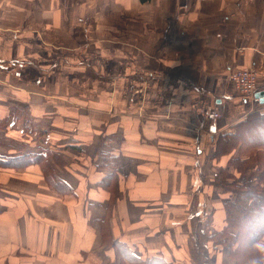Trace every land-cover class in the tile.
<instances>
[{
	"label": "crops",
	"instance_id": "obj_1",
	"mask_svg": "<svg viewBox=\"0 0 264 264\" xmlns=\"http://www.w3.org/2000/svg\"><path fill=\"white\" fill-rule=\"evenodd\" d=\"M244 67L264 90V0H0V157L43 156L0 168V264H236L211 156L263 110Z\"/></svg>",
	"mask_w": 264,
	"mask_h": 264
},
{
	"label": "trees",
	"instance_id": "obj_2",
	"mask_svg": "<svg viewBox=\"0 0 264 264\" xmlns=\"http://www.w3.org/2000/svg\"><path fill=\"white\" fill-rule=\"evenodd\" d=\"M259 131V133H258ZM258 135L255 140L253 137ZM211 159L219 160L230 155L227 165L232 167L239 177L229 174L228 171L219 170L212 184L220 186L231 198L223 203V225L215 236L221 240L229 252L230 258L236 264H264V251L257 247L264 238V111H255L249 114L243 122L234 126L230 134H220L212 143ZM41 155H22L17 157H0V168L17 169L26 168L43 162ZM45 159V157H44ZM110 158L102 157L100 166L107 167ZM45 162V161H44ZM255 168V186L247 187L243 178L248 169ZM43 177L48 184L59 194L70 192V188L56 178L49 166L43 164ZM108 174L105 178H110ZM111 213V204L107 205L103 228L107 235V220ZM106 227V229H105ZM111 246L125 249V246L116 241H110ZM198 248L199 243H196ZM133 258V257H132ZM153 259L146 260L151 264Z\"/></svg>",
	"mask_w": 264,
	"mask_h": 264
},
{
	"label": "built area",
	"instance_id": "obj_3",
	"mask_svg": "<svg viewBox=\"0 0 264 264\" xmlns=\"http://www.w3.org/2000/svg\"><path fill=\"white\" fill-rule=\"evenodd\" d=\"M228 80L234 91L242 96L252 97L257 90V73L250 67L232 71ZM262 109L264 110V105ZM214 117H217V114Z\"/></svg>",
	"mask_w": 264,
	"mask_h": 264
},
{
	"label": "rangeland",
	"instance_id": "obj_4",
	"mask_svg": "<svg viewBox=\"0 0 264 264\" xmlns=\"http://www.w3.org/2000/svg\"><path fill=\"white\" fill-rule=\"evenodd\" d=\"M68 14V13H67ZM70 14H72V13H70ZM77 15V18H79V16H80V13L79 12H74V15ZM77 18H72V21L73 20H77ZM70 19V17H68V20ZM69 24V23H68ZM40 29V32L42 33L41 35V38H42V40L46 43V44H48V34H47V30L45 29V27H39ZM63 31V30H62ZM61 32V31H60ZM60 35V34H59ZM74 37H77L79 40H80V38H79V34L78 35H75ZM77 39V40H78ZM66 44H64V46H65ZM59 46H63V45H59ZM250 68H252L253 70H254V68L253 67H250ZM255 71V70H254ZM260 111H263V110H260ZM251 113H253V112H251ZM251 113H249V114H251ZM249 114H248V117H249ZM258 133H259V131H258ZM258 135H255V137H253L254 138V140H255V138L257 137ZM227 156V155H226ZM224 157V156H223ZM223 157H221V158H223ZM262 158H264V157H261V159L259 160V163H261V161H262ZM17 169H24V168H17ZM17 169H13V170H17ZM229 173V172H228ZM254 173H255V168L253 167V168H250V169H248L247 170V172H246V174H245V179L243 178V181H244V184L247 186V187H254L255 186V175H254ZM229 174H232V175H234V177L235 178H237V177H239V174L238 173H235L234 172V174L233 173H229ZM44 178V177H43ZM213 186H215V185H213ZM215 187H217V189H210V191H211V193L213 192V191H216V193H215V197H216V194L218 195L217 197H216V200H217V204H211L210 206L211 207H213V209H217V210H219L218 208H220V206H221V204H222V202H225V200L227 201V200H229V198H231L229 195H227L225 192H223V189L220 187V186H215ZM222 190V192H220L221 190ZM224 195H226V196H224ZM222 197H225L224 199V201H223V199H222ZM218 215V214H217ZM258 245V244H257ZM259 246L261 247V248H263L264 249V242H261V243H259ZM259 246H257L258 248H259ZM260 249V248H259ZM261 250V249H260ZM262 251H264V250H262ZM14 264H15V262H14Z\"/></svg>",
	"mask_w": 264,
	"mask_h": 264
},
{
	"label": "water",
	"instance_id": "obj_5",
	"mask_svg": "<svg viewBox=\"0 0 264 264\" xmlns=\"http://www.w3.org/2000/svg\"><path fill=\"white\" fill-rule=\"evenodd\" d=\"M254 98L258 100L259 104L264 105V90L255 92Z\"/></svg>",
	"mask_w": 264,
	"mask_h": 264
},
{
	"label": "clouds",
	"instance_id": "obj_6",
	"mask_svg": "<svg viewBox=\"0 0 264 264\" xmlns=\"http://www.w3.org/2000/svg\"><path fill=\"white\" fill-rule=\"evenodd\" d=\"M253 264H254V262H253Z\"/></svg>",
	"mask_w": 264,
	"mask_h": 264
}]
</instances>
